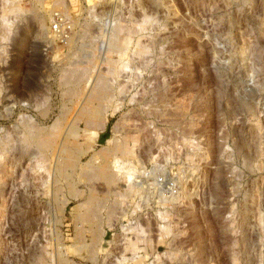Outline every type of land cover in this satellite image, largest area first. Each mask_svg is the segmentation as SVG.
Masks as SVG:
<instances>
[{"label": "rangeland", "instance_id": "rangeland-1", "mask_svg": "<svg viewBox=\"0 0 264 264\" xmlns=\"http://www.w3.org/2000/svg\"><path fill=\"white\" fill-rule=\"evenodd\" d=\"M116 24L123 55L108 44ZM72 67L91 72L69 94ZM99 74L112 110L95 149L134 152L117 155L120 195L91 182L104 230L92 257L74 245L82 228L92 244L76 218L90 185L76 174L83 196L55 190L27 133L60 117L62 133L83 129ZM56 197L70 198L63 214ZM59 252L76 264H264V0H0V264H55Z\"/></svg>", "mask_w": 264, "mask_h": 264}, {"label": "bare ground", "instance_id": "bare-ground-1", "mask_svg": "<svg viewBox=\"0 0 264 264\" xmlns=\"http://www.w3.org/2000/svg\"><path fill=\"white\" fill-rule=\"evenodd\" d=\"M121 31H123L122 26H119L116 24V27L114 28L113 32L111 33L110 37L108 38V44H109V47L111 49L116 50L115 52L118 51V52H121V54H122V52H124L122 50L128 46L129 41L127 40L128 38H122ZM24 33H26V32H24ZM138 50H139L138 52H140V54L146 53V47L145 46L144 47L140 46ZM22 52H23V50H21V49L18 50V54H17L18 58H20ZM124 53H126V52H124ZM143 62H145V60ZM88 67H91V66H88ZM88 67H84V68L83 67L82 68L72 67V68H69L68 70L66 69L67 71L63 75L62 82L64 84H71L72 85V88L69 87L71 90L68 89L69 94L71 93L70 91H73V94H74V91L79 90L78 88L82 85L83 80H86V79H84L85 76L87 75L86 73L89 74L91 72L90 70H89L90 72H87ZM115 71H114V67L112 69L110 68L111 73H115ZM117 71H120V70L117 69ZM121 72H123V71H121ZM108 75H110V74H108ZM117 76H119V75L117 74ZM117 79H119V78H117ZM94 80H95V83L91 87L86 89V93L84 92L86 95V97H85L86 100L84 102V106L81 108V110L77 114V118H79L77 120L78 121L81 120L85 123V127L83 129H81L80 124L79 125L73 124V125H71L70 128H68V130H66V131L64 130L62 133L61 132V125L62 124H61V120H60L61 117H60L57 120H54L55 122L48 127L35 128V129H32L34 126L32 128L30 127L31 130H29V132L27 133V141L30 142L31 144H34L39 149L37 151H40L42 154L41 156L43 157V161L45 162L44 167L46 169H48V171L53 176V184H55V188H56L55 190H61L62 186L65 185L67 187V191L69 192L70 198H77V197L79 198L80 196H83L85 193H83V191H81L76 186V183H75L74 177L76 174H78L80 176V178L82 177L85 180L84 181V182H86L85 184L90 185L88 195L85 196L83 199L81 198L82 203L79 205V207H77L78 209L79 208L80 209L77 212L76 211L77 208H75L77 215L76 214H74V215L77 216L76 217L77 222L89 223L91 225V228L89 225H88L89 226L88 228L92 230V233H91V234H93L92 235V244L84 242V233H83L82 227H81L82 229L79 230L78 233L76 234L77 236L75 238L76 239L75 244H74V242L72 244L75 245V250L77 252L81 251L82 249L85 248L87 253L89 254V256L92 255V257L94 255L93 248H95V247H93V245L96 246L95 245L96 243L101 242L102 234L104 233V230L99 229L100 225L97 221L99 219V218H97L99 207L102 206L101 203H103V202L97 196L95 189H94V186L91 185V182L99 180L107 188L108 192L109 191L112 192L114 190L116 192V195H120L121 194L120 191H118L117 189H114V188H116L115 186L118 184V180L121 179V175L124 173V170H122L123 166H120L121 164L118 165L119 160L117 159V155L121 153L122 155L130 156L134 152L133 149L131 148V145L129 144V141H125V142L113 141V144H111L112 143V141H111V143H110L111 145L106 146V147H102L100 150L95 149L96 137L98 136L99 130H103L105 128V124L107 121V115L111 109L109 102L111 99L110 97L112 95V92H111L112 87H110V78L108 81L107 76H105L103 74L97 75L96 79H94ZM120 82H121V80H120ZM76 92H78V91H76ZM117 106H119V105H117ZM42 112H44V111H42ZM67 112H65V113H67ZM135 122H136V120H135ZM81 130H83V133L87 136L86 137L88 139L87 142H81V140H80L81 139L80 137L82 136ZM26 131H28V130H26ZM60 133H62V134H60ZM130 139L135 141V139H133V136ZM92 150H93V153H92ZM37 151H36V153H37ZM90 152L92 153V155H90L89 159L87 158L88 160L84 161V159L89 155ZM137 188H138L137 183L131 182V184H129V189L131 192H134ZM56 198H55V200H56ZM70 198H66V199L60 198V200H58V198H57V202H58L57 205L58 206H56V207L59 210H57L56 207H55V209L57 211H60L61 214H63L65 209H66V205L68 204ZM177 198H175V199H177ZM164 200H165V197H164ZM119 201H120V198H116L114 201H112V203L110 205L108 204L110 208L108 206H107V208L113 210L114 205L119 203ZM177 201H179V200H177ZM121 203H122V200H121ZM117 205H120V204H117ZM77 206H78V204H77ZM74 222H76V221L74 220ZM76 228H77V226H76ZM75 231H77V230H75ZM73 237H75V235ZM90 241H91V239H90ZM94 251H95V249H94ZM59 254H61V255L56 257L55 264H76L75 262L72 261V259L64 256L62 254V252H59ZM88 254H87V256H88ZM82 256L83 255H81V257ZM92 257H90V258H92Z\"/></svg>", "mask_w": 264, "mask_h": 264}]
</instances>
